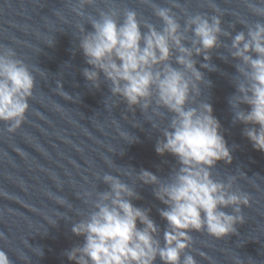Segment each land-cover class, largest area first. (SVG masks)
<instances>
[{"label":"water","instance_id":"water-1","mask_svg":"<svg viewBox=\"0 0 264 264\" xmlns=\"http://www.w3.org/2000/svg\"><path fill=\"white\" fill-rule=\"evenodd\" d=\"M253 3L264 7L260 0H95L84 5V12L98 18L99 11L131 9L159 29L151 6L156 4L170 8L181 24L186 13L217 15L234 36L246 31L242 23L259 19L249 7ZM78 7V0H0V45L14 49L35 77L24 123L14 132L0 124V251L10 264H74L66 253L84 239L72 233V225L92 211L98 192L109 190L101 180L106 173L134 188L140 198L133 205L149 210L163 244L167 223L159 211L165 205L155 198L154 186L136 176L147 170L166 181L179 168L175 157L155 151L162 135L151 121L163 128L168 117L129 108L112 96L103 75L99 89L84 78L90 66L79 49L76 25H84L85 32L92 28L73 11ZM221 41L230 44L224 37ZM210 56L215 71L200 68L205 61L196 58L206 81L199 100L211 105L232 156L231 164H216L213 178L226 182L234 176V189L248 194L249 205L235 234L217 240L192 232L191 254L197 264H264V153L243 135L245 125L233 123L229 100L236 94L238 61L223 47Z\"/></svg>","mask_w":264,"mask_h":264},{"label":"clouds","instance_id":"clouds-1","mask_svg":"<svg viewBox=\"0 0 264 264\" xmlns=\"http://www.w3.org/2000/svg\"><path fill=\"white\" fill-rule=\"evenodd\" d=\"M78 3L73 11L92 28L85 32L84 25H76L79 49L90 66L83 70L84 78L99 89L103 75L112 96L122 98L129 108L167 116L163 128L149 120L162 135L155 151L175 157L179 168L166 181L147 170L136 176L144 185L154 186L155 198L165 205L159 211L167 223L163 244L149 210L133 205L140 198L134 188L106 173L101 180L109 190L98 192L92 211L72 225V233L83 237L84 243L69 250L67 258L74 264H155L157 259L161 264H197L190 250L191 233H206L217 240L235 234L237 225L244 223L249 196L234 189V176L226 182L213 178L216 164H231L232 156L211 105L199 100L206 81L196 58L205 61L200 68L215 71L210 53L223 47L238 61L236 94L229 100L233 123L245 125L243 135L264 153V7L249 4L259 19L251 25L242 23L246 31L233 36L222 28L217 15L186 13L181 24L170 8L152 4L162 25L157 29L131 9L99 11L96 18L84 12V5L95 0ZM221 37L230 44H222ZM34 87L33 71L14 49L0 45V124L8 132L24 123ZM57 88L71 99L59 83ZM0 264H10L3 251Z\"/></svg>","mask_w":264,"mask_h":264}]
</instances>
